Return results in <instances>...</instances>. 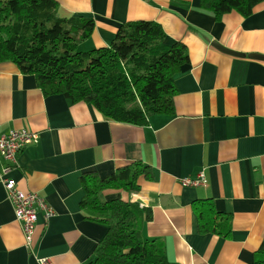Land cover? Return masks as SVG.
Wrapping results in <instances>:
<instances>
[{"label": "crops", "instance_id": "crops-1", "mask_svg": "<svg viewBox=\"0 0 264 264\" xmlns=\"http://www.w3.org/2000/svg\"><path fill=\"white\" fill-rule=\"evenodd\" d=\"M66 17L92 19L94 32L80 47H108L126 22L161 26L166 44L182 43L188 61L175 78L172 116L155 115L146 126L104 118L92 106L45 97L35 78L11 63L0 64V135L38 134L5 176L22 192H35L54 211L38 212L32 245L25 247L19 223L0 182V264H86L105 228L85 219L80 201L83 174L105 178L123 166L151 170L140 190H106V201L138 203L152 212L141 228L163 243L176 264H253L264 240V4L248 17L235 12L215 21L199 0H53ZM244 54L236 57L211 44ZM5 163L0 159L1 168ZM204 171L206 185L183 187L181 179ZM209 200L230 218L227 238L197 233L191 206Z\"/></svg>", "mask_w": 264, "mask_h": 264}, {"label": "trees", "instance_id": "trees-1", "mask_svg": "<svg viewBox=\"0 0 264 264\" xmlns=\"http://www.w3.org/2000/svg\"><path fill=\"white\" fill-rule=\"evenodd\" d=\"M263 4L199 0L215 21L231 12L248 17ZM93 32L92 19L63 16L53 0H0V64L11 63L21 74L33 76L45 97L88 104L108 120L136 126H146L155 115L172 116L174 81L188 61L186 47L166 44L160 25L136 21L120 25L108 47L80 51ZM141 179H153L150 168L141 163L120 167L105 178L95 172L81 176L84 195L79 205L85 219L105 228L86 264H176L167 260L162 242L141 235L152 218L149 208L103 199L106 190L138 192ZM191 209L199 235L229 237L230 218L212 202L199 200ZM253 264H264V240Z\"/></svg>", "mask_w": 264, "mask_h": 264}, {"label": "built area", "instance_id": "built-area-1", "mask_svg": "<svg viewBox=\"0 0 264 264\" xmlns=\"http://www.w3.org/2000/svg\"><path fill=\"white\" fill-rule=\"evenodd\" d=\"M38 142V134L24 129L10 131L0 135V159L5 163L1 168L0 182L3 185L6 197L11 204L15 220L19 223L24 238L25 247L31 248L35 225L38 220V212H41L45 220L54 216V211L44 198L35 192H22L16 188L13 179L5 178L12 168L17 167L18 156L30 145ZM183 187H197L206 185L207 179L204 171H200L195 178L180 180ZM140 208H143L140 206ZM38 264H52L48 258H38Z\"/></svg>", "mask_w": 264, "mask_h": 264}, {"label": "water", "instance_id": "water-1", "mask_svg": "<svg viewBox=\"0 0 264 264\" xmlns=\"http://www.w3.org/2000/svg\"><path fill=\"white\" fill-rule=\"evenodd\" d=\"M211 45L214 48H216L217 50H219V51H221L223 53H226V54H229V55H232V56H236V57H244L243 56L244 54H240V53H237V52L230 51V50L224 48L223 46H221L220 44H218L217 42H213ZM249 57L254 58V59L264 60V57L263 56H259V55H250Z\"/></svg>", "mask_w": 264, "mask_h": 264}, {"label": "rangeland", "instance_id": "rangeland-1", "mask_svg": "<svg viewBox=\"0 0 264 264\" xmlns=\"http://www.w3.org/2000/svg\"><path fill=\"white\" fill-rule=\"evenodd\" d=\"M80 51H82V49H80Z\"/></svg>", "mask_w": 264, "mask_h": 264}, {"label": "bare ground", "instance_id": "bare-ground-1", "mask_svg": "<svg viewBox=\"0 0 264 264\" xmlns=\"http://www.w3.org/2000/svg\"><path fill=\"white\" fill-rule=\"evenodd\" d=\"M30 249V248H29Z\"/></svg>", "mask_w": 264, "mask_h": 264}]
</instances>
